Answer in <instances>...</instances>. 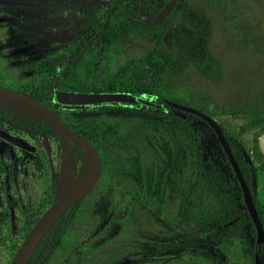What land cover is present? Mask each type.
<instances>
[{
	"label": "trees",
	"instance_id": "obj_1",
	"mask_svg": "<svg viewBox=\"0 0 264 264\" xmlns=\"http://www.w3.org/2000/svg\"><path fill=\"white\" fill-rule=\"evenodd\" d=\"M167 1L110 0L90 14L79 13L84 30L75 47L41 61L34 70L33 82L18 83L11 87L0 79V86L14 89L38 101L96 150L100 173L95 184L111 180L115 192L102 205L98 218L93 220L95 229L85 243L90 237L117 232L131 212L132 206L128 200L134 198L147 203L145 200L150 199L156 208H162L165 203L173 205L176 208L175 222L181 226H196L200 239L208 240L213 235L222 243L237 239L251 264L254 256L258 257L260 264H264V244L255 242L254 229L242 203L236 178L218 143L233 186L203 156V129L194 121L202 123L212 134L211 130L194 115L181 113L184 117L178 116L177 111L166 102L178 100L161 93L168 85L180 79L192 64L197 67L201 77L211 84L217 82L222 72L220 65L207 51L205 36L200 34L202 25L199 22L203 13L195 10L188 0H177L165 19L155 26L145 25L138 18L139 12L154 16ZM167 36L171 39L165 44ZM94 40L99 41L102 66L105 67L100 79L95 78L91 70L90 51ZM133 45L142 47L137 56L117 66L114 71L106 68L120 54L123 46L129 48ZM182 50L195 53L192 52L194 55L189 59L181 53ZM78 56L77 64L71 65V61ZM54 89L83 93L126 92L143 96L156 107L118 103L64 106L56 103ZM188 97L189 104L210 118L235 114L216 106L213 111H209L205 104L195 102L192 95ZM59 109L68 110L69 115H64ZM26 115L28 121L25 125L37 142L40 136L53 135L60 138L49 126ZM0 117L6 118L1 111ZM219 127L264 230L255 199L257 181L253 161H264V156L258 151V141L253 138L249 155L240 142ZM70 145L77 153L76 157L80 158L79 152L84 151L75 144ZM15 157L14 154L3 153L0 156V170L3 166L5 168L7 161L15 160ZM29 163L35 172L48 175V160L39 142ZM70 175L76 179L80 177L72 168ZM122 178L133 183L126 194L120 193ZM42 201L43 208L49 206L53 194L45 191ZM79 202L67 207L46 229L26 264H46L65 247L70 231L79 218ZM39 215L40 212H35L26 217L25 235ZM172 244L168 239H160L152 240L145 246L150 251L159 250L165 254L167 252L162 250L171 249ZM150 257L147 251H141L138 259L152 260Z\"/></svg>",
	"mask_w": 264,
	"mask_h": 264
},
{
	"label": "rangeland",
	"instance_id": "obj_2",
	"mask_svg": "<svg viewBox=\"0 0 264 264\" xmlns=\"http://www.w3.org/2000/svg\"><path fill=\"white\" fill-rule=\"evenodd\" d=\"M109 1L0 0V79L11 87L33 82L34 70L41 61L78 44L84 30L79 13L90 14ZM188 1L203 13L200 34L205 36L207 51L222 72L217 82L211 84L192 64L161 93L195 110L197 108L189 104L188 95H192L195 102L205 104L209 111L215 106L231 110L235 114L215 115L212 119L251 155L253 138L258 141V150H262L264 137V0ZM170 39L167 36L164 43L168 44ZM141 48L123 46L106 68L114 71L137 56ZM90 52L93 76L100 79L105 67L98 40L93 41ZM192 52L181 51L189 59L194 55ZM78 61L79 58L72 61V65ZM0 111L6 116L0 117V156L6 152L16 156L0 170V264H10L26 236V217L35 212L41 215L48 207L43 208L45 191L53 194V200L69 193L65 180H72L70 169L83 182L92 176V166L87 153L79 152L80 158L76 157L77 153L64 136L60 135L59 139L53 135L40 136L38 142L47 157L49 172L47 176L35 172L29 160L38 142L25 125L26 113L2 103ZM59 111L69 115L66 109ZM194 124L203 129V156L233 186L216 139L202 123L196 120ZM253 164L257 181L255 199L264 226V161H253ZM121 183V194L128 193L133 186L124 178ZM135 190L137 193V188ZM114 192L115 186L109 180L95 184L78 200L81 201L79 218L67 243L46 264H251L237 239L223 243L216 235L208 240L200 239L196 226H181L175 222L173 205L165 203L162 208H156L150 199L145 200L147 203L134 198L128 200L132 209L121 228L111 235L90 237L85 243L95 229L93 220L98 218L102 205ZM160 239L173 242L171 249L162 250L167 252L165 254L150 251L145 246ZM141 251H147L152 260H139Z\"/></svg>",
	"mask_w": 264,
	"mask_h": 264
},
{
	"label": "water",
	"instance_id": "obj_3",
	"mask_svg": "<svg viewBox=\"0 0 264 264\" xmlns=\"http://www.w3.org/2000/svg\"><path fill=\"white\" fill-rule=\"evenodd\" d=\"M176 0H168L165 5L160 9L158 13L154 16H150L148 13L139 12L138 18L148 26H155L161 23L165 17L168 15L170 9L175 4ZM74 59L73 61H75ZM74 63V62H72ZM53 85H56V80H54ZM19 95L27 100V104H23L14 101L8 96ZM54 98L56 103L64 106H88V105H98L104 103H118L122 105H134V106H145L153 107L156 105L149 99L143 96H134L126 92H114V93H104V92H67L54 89ZM169 106L175 109L176 114L180 117H184L181 113L191 114L197 117L200 121L204 122L214 135L216 142L220 146L222 153L224 154L227 163L232 170L240 193L241 200L244 205L247 216L253 226L255 233V242L257 244H264V230L257 217L252 198L246 187L242 175L234 161L231 154L229 146L222 134L219 125L210 117L199 112L198 110L179 105L175 102L166 101ZM0 103L6 104L13 108H16L26 114L33 116L39 121L43 122L49 126L53 131L62 135L70 143L78 146L82 151L87 153L89 161L92 166V176L89 182L82 188L72 190L65 195L56 197L53 202L41 213L34 224L29 229L26 236L23 238L18 248L16 249L10 264H26L28 257L33 250L35 244L38 242L42 234L46 229L54 222V220L70 205L74 204L76 201L83 198L89 193L92 187L95 185L99 178L100 167L99 159L96 150L88 144L79 135L70 130L65 126L54 114H52L45 106H43L38 101L32 99L31 97L18 93L14 90L7 89L0 86ZM259 146V145H258ZM262 150H258L262 155H264V137L261 141ZM79 177L78 179H80ZM253 264H260L258 257L254 256Z\"/></svg>",
	"mask_w": 264,
	"mask_h": 264
},
{
	"label": "bare ground",
	"instance_id": "obj_4",
	"mask_svg": "<svg viewBox=\"0 0 264 264\" xmlns=\"http://www.w3.org/2000/svg\"><path fill=\"white\" fill-rule=\"evenodd\" d=\"M8 98H10L14 101L23 103V104H27V100L24 97L19 96V95H11V96H8ZM88 182H89V180H87V181L84 180L83 182H81L79 179L72 177V180H68V179L65 180V188H67L69 191H71L72 189L76 190V189L82 188Z\"/></svg>",
	"mask_w": 264,
	"mask_h": 264
},
{
	"label": "flooded vegetation",
	"instance_id": "obj_5",
	"mask_svg": "<svg viewBox=\"0 0 264 264\" xmlns=\"http://www.w3.org/2000/svg\"><path fill=\"white\" fill-rule=\"evenodd\" d=\"M79 55H80V54H79ZM78 58H79V56H78L77 58H75V59H78ZM73 60H74V59H73ZM73 60H72V61H73ZM72 61H71V65L73 64Z\"/></svg>",
	"mask_w": 264,
	"mask_h": 264
}]
</instances>
